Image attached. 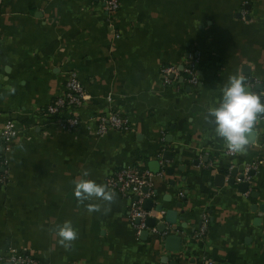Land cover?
<instances>
[{
  "label": "crops",
  "instance_id": "crops-1",
  "mask_svg": "<svg viewBox=\"0 0 264 264\" xmlns=\"http://www.w3.org/2000/svg\"><path fill=\"white\" fill-rule=\"evenodd\" d=\"M119 3L108 12L99 0H0V134L8 120L18 129L9 150L0 137V264L11 249L39 264H264V117L235 154L205 119L231 75L264 102V0ZM189 63L196 85L184 74L164 82L162 66ZM71 72L87 99L49 115ZM110 112L131 127L98 135ZM73 115L80 124L68 130L61 121ZM133 165L152 172V207L162 206L168 235L182 236L179 250L138 235L130 200L108 187ZM77 178L106 185L114 202L79 204ZM65 221L78 233L68 249L54 231Z\"/></svg>",
  "mask_w": 264,
  "mask_h": 264
},
{
  "label": "built area",
  "instance_id": "built-area-1",
  "mask_svg": "<svg viewBox=\"0 0 264 264\" xmlns=\"http://www.w3.org/2000/svg\"><path fill=\"white\" fill-rule=\"evenodd\" d=\"M104 3L108 12H115L119 9V0H99ZM118 36V34H116ZM161 76L165 83L172 82L173 78H177L184 74L187 81L196 85L199 82V75L194 64H187L183 69H179L175 65H164L160 69ZM84 85L81 83L78 74L71 72L66 82V92L54 100L47 106L46 112L49 115L60 114L63 111L79 107L87 99ZM63 127L68 130H74L80 124L77 115L69 116L61 121ZM131 127V122L127 116L119 112H110L107 115L100 116L97 126V134L104 135L110 128L127 130ZM18 129L14 121L8 120L1 131L0 137L4 143L5 150H9L13 138L17 135ZM229 154H235L227 151ZM261 162H264V156ZM7 160L0 158V186L6 181L4 172ZM152 172L140 165L126 166L111 174L107 178V185L112 190L119 191L122 195L130 200L128 209V219L135 228L138 235L143 231H147L149 235L159 234L161 238H165L171 228L164 231L159 230V225L163 223L164 211H158L154 207L148 209L145 202L154 198L153 183L151 181ZM180 196L184 197L185 193L180 191ZM154 218L155 224L149 225L148 219ZM203 228H205L203 226ZM203 232V231H201ZM4 264H39L31 256L11 249L8 255L3 257Z\"/></svg>",
  "mask_w": 264,
  "mask_h": 264
},
{
  "label": "clouds",
  "instance_id": "clouds-1",
  "mask_svg": "<svg viewBox=\"0 0 264 264\" xmlns=\"http://www.w3.org/2000/svg\"><path fill=\"white\" fill-rule=\"evenodd\" d=\"M251 87L244 76L235 74L228 78L227 83L221 89L222 99L218 106L208 109V116L214 118L209 122L215 125V135L224 141L225 146L232 153H244L250 146L249 136L256 130L260 119L264 117V102L261 95L248 91ZM15 89H12L14 94ZM84 177L89 176L84 171ZM74 196L79 204L93 199L102 200L109 204L115 200V193L110 191L106 185L97 184L94 180L77 178L73 181ZM89 212L100 211V205L88 204ZM59 237V243L65 249L71 247L78 239V233L71 221H65L62 226L54 230Z\"/></svg>",
  "mask_w": 264,
  "mask_h": 264
},
{
  "label": "water",
  "instance_id": "water-1",
  "mask_svg": "<svg viewBox=\"0 0 264 264\" xmlns=\"http://www.w3.org/2000/svg\"><path fill=\"white\" fill-rule=\"evenodd\" d=\"M235 174L237 175V172L236 173L234 172V176L230 180V183H232V184L235 183V176H236ZM239 178L242 179V182H240V184H239V186L241 187V190L242 191L247 190V188L249 186V182L243 180V178H244L243 174H240ZM152 206H153V200L152 199L146 200L145 207L148 208V209H151ZM157 210L161 211L162 210V206H157ZM172 213H173L172 211H169L167 213V218H170ZM170 220H169L170 222H173L172 218ZM148 223H149V225H154L155 224V219L154 218H149L148 219ZM158 227H159V230L161 232L164 231L167 228L166 224H160ZM141 236L143 238H147L148 232L147 231H143ZM154 237L158 238L160 236H159V234H155ZM165 245H166V247L170 248L171 250H174V251L175 250H179L180 246L182 245V236L176 235V234L167 235L166 238H165Z\"/></svg>",
  "mask_w": 264,
  "mask_h": 264
}]
</instances>
